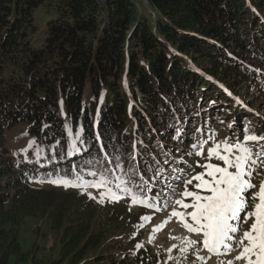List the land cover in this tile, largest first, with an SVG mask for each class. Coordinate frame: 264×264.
I'll return each mask as SVG.
<instances>
[{
  "label": "trees",
  "instance_id": "trees-1",
  "mask_svg": "<svg viewBox=\"0 0 264 264\" xmlns=\"http://www.w3.org/2000/svg\"><path fill=\"white\" fill-rule=\"evenodd\" d=\"M146 1L159 16L153 24L136 0H0V264L35 261L19 240L26 219H45L61 235L56 264H144L149 250L89 257L125 223L119 213L33 184L65 171L74 179L73 165L85 160L80 178L151 159V180L173 162L166 147L183 151L189 122L197 137L220 106L234 110L228 92H264V0ZM20 123L38 158L15 161L2 147ZM77 132L83 143L68 157Z\"/></svg>",
  "mask_w": 264,
  "mask_h": 264
},
{
  "label": "rangeland",
  "instance_id": "rangeland-1",
  "mask_svg": "<svg viewBox=\"0 0 264 264\" xmlns=\"http://www.w3.org/2000/svg\"><path fill=\"white\" fill-rule=\"evenodd\" d=\"M140 15L147 18L152 24L159 17L158 13L148 4L146 0H136ZM45 14L40 12L37 15V23L40 28L45 26L47 20L44 19ZM44 19V20H43ZM44 22V23H43ZM264 63V62H263ZM264 82V77L263 80ZM234 101V110L226 113L224 106H220L217 110L218 119L207 120L203 122L201 133L197 137H190L195 130L201 129L200 126L192 125L188 129V134L184 133L185 141H181L178 147L183 148V151H174L173 148L166 147V152L173 155V162L164 165V173L156 174L153 172V178L150 180V173H152L155 162L147 160L143 167H138L135 170L126 171L125 166H119L116 172L103 173L106 178V183L97 188H64L56 186L49 182L34 183L33 187L36 189H56L65 192H77L89 198L87 193H91L96 199L93 200L98 206H101L109 213H119L124 217L125 223L117 225L113 228L102 247L89 254V257H97L100 255H112L118 259H123L126 255H133L134 253L149 250L150 259L144 264H221V261L232 259L236 255L235 252L224 255L223 249L220 254L210 253L202 246V240L195 248L188 246L185 243V237L195 239V234L188 233L183 228V221L179 217H170L173 208L178 211L190 212L192 209L184 210L178 205H175V200L181 198V192L185 190L184 181L191 176L201 173L204 169L197 167L196 162L205 163L204 157L189 155L198 151L199 148L193 149V144H199L201 141H207L204 144V153L207 155V149L212 147L214 143L222 142L225 138H231L233 133L241 134L242 129L247 126L250 132L257 136H264V92L259 93L254 91L252 95L238 89L236 93L228 92ZM227 93V94H228ZM86 97L89 95L87 88ZM229 108V107H228ZM61 112L68 124V117L66 115L63 102L61 103ZM230 114V115H229ZM195 120V119H194ZM228 122V123H227ZM230 122V123H229ZM187 128V126H186ZM187 131V130H186ZM191 138V139H190ZM70 145L73 140H76V145L79 148L81 139H75L69 135ZM30 141L34 139L28 133V126L25 123H20L17 126L5 131L4 142L2 147L8 151V154L15 161L30 160L38 158L41 153V147L36 143L29 147ZM264 144V141H260ZM250 146H254L255 142H249ZM150 147V145H149ZM223 147V145H221ZM27 148V152L22 149ZM254 152H259V147H253ZM159 154V152H156ZM210 162L220 163L213 158ZM143 165V164H140ZM191 166V167H190ZM95 172L96 175H91ZM166 176V179L164 178ZM102 175L97 170L83 173L77 183L95 182L100 180ZM137 178V179H136ZM261 182H264V164L259 162L255 166L252 173V183L258 189ZM197 181H193V184ZM119 185V187H117ZM137 186L132 189V187ZM108 189L116 193L120 197L119 201L112 200L108 195ZM125 189H130L125 191ZM254 189V190H256ZM189 191H195L192 185L188 186ZM104 192L105 197L103 202H100V193ZM153 193L159 195L155 196ZM135 194L141 199H146L148 203L158 205L161 210L155 211L152 208H147L139 203L131 204V196ZM165 201H170L167 207L164 206ZM191 198H185V203H190ZM152 216L151 221H142L141 216ZM188 222H191L189 217H185ZM168 220L167 224H162L163 221ZM125 224V225H124ZM143 224V227L140 225ZM156 225H161L160 230L153 232L152 229ZM246 229L248 224L241 226ZM61 235L55 232L49 221L45 219H26L19 228V240L24 252H33L35 261L27 264H56L59 260V251ZM140 244L142 247L137 248ZM175 245V247H173ZM171 248V251L169 249ZM181 248H187L186 252H181ZM197 255L203 259H197ZM236 264H244L243 261H237Z\"/></svg>",
  "mask_w": 264,
  "mask_h": 264
},
{
  "label": "snow or ice",
  "instance_id": "snow-or-ice-1",
  "mask_svg": "<svg viewBox=\"0 0 264 264\" xmlns=\"http://www.w3.org/2000/svg\"><path fill=\"white\" fill-rule=\"evenodd\" d=\"M68 131L71 135L72 130ZM76 138H80L79 132L76 133ZM97 139H99V135H97ZM260 141H264V136H257L245 126L241 134L238 135L234 132L231 138L214 143L207 149L206 156L203 146L207 141L193 144L192 148H199V150L189 153V155L204 157L205 163L196 162V166L204 171L186 179L184 181L185 190L180 194L181 198L175 200V205L184 210L192 209V211L181 212L173 208L170 213L169 219L179 217L183 221V228L188 233L195 234V239L185 237V243L188 246L195 248L202 240L203 248L210 253L220 254L221 249H223L224 255L235 252L236 255L227 260L226 264H236L237 261H243L244 264H264V182L260 183L258 189L252 183V173L258 159L260 163L264 164V144H260ZM249 142H255L254 146L259 147L260 151L254 152V146H250ZM33 144L35 141H30L29 147ZM59 144L60 141H56V145L53 147ZM22 151L27 152V148ZM79 151L76 140H73L67 156L71 157ZM59 155L60 159L65 158L63 154ZM213 158L220 163L210 162ZM87 164H91V161L85 160L80 165H73L72 172L76 173L74 179H69V173L65 171L63 176L48 182L64 188L83 187L86 189L92 187L99 189L107 182L103 175L100 180L95 182L77 183L80 180L77 169L83 168ZM91 175L95 176L96 173L92 172ZM193 181H197V183L193 184ZM43 182L40 181V183ZM189 185H192L196 190H187ZM125 191L130 192V189H125ZM87 195L91 199H96L91 193H87ZM99 195L100 202H103L105 193L101 192ZM107 195L115 201L120 199L111 189H108ZM153 195L155 197L159 194L153 193ZM185 198H191V202L185 203ZM138 203L155 211L161 210L158 205L148 203L146 199H141L133 194L131 204ZM169 203L171 202L165 201L164 206L167 207ZM185 217H189L191 222H188ZM140 219L151 221L152 216L144 215ZM167 222L168 220H165L162 224H167ZM244 224H248L246 229L241 227ZM140 226L143 227V224ZM160 228L161 225H156L152 231H158ZM136 247L139 248L142 245L137 244ZM180 251L186 252L187 248H181ZM197 259L203 258L197 255ZM221 264H225V262L221 261Z\"/></svg>",
  "mask_w": 264,
  "mask_h": 264
}]
</instances>
